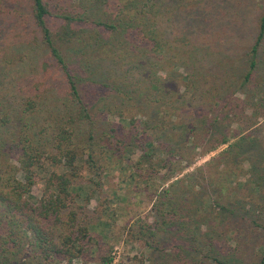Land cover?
Wrapping results in <instances>:
<instances>
[{
  "label": "trees",
  "instance_id": "1",
  "mask_svg": "<svg viewBox=\"0 0 264 264\" xmlns=\"http://www.w3.org/2000/svg\"><path fill=\"white\" fill-rule=\"evenodd\" d=\"M240 4L0 0V264H116L102 251L104 236L94 235L101 219L93 221L97 217L88 212L90 196L79 202L84 189L78 181L88 170V182L99 188L104 172L122 176L131 167L128 177L139 175L134 188L145 182L153 200L155 219H140L138 230L146 246L176 248L180 259L173 264H264V248L257 260L224 246L254 242L260 228L264 235V224L246 220L243 228L238 221L247 211L231 204L228 227L205 215L206 230L199 226L193 233L198 210L184 191L193 198L210 188L214 184L203 182L213 183L216 173L226 176L243 164L248 148L262 142L264 13L239 62L227 56L232 48L224 46L221 33H208L219 24L226 30L221 18L231 13L228 38L240 41ZM209 56L218 60L214 73L207 72ZM103 109L107 116H100ZM227 144L204 166L177 178ZM131 148L139 158L124 162ZM250 158L258 168L257 157ZM40 181L44 188L37 197ZM218 205L213 199L209 207L216 212L225 206ZM196 238H212L220 257L183 256L185 248L194 250Z\"/></svg>",
  "mask_w": 264,
  "mask_h": 264
},
{
  "label": "rangeland",
  "instance_id": "2",
  "mask_svg": "<svg viewBox=\"0 0 264 264\" xmlns=\"http://www.w3.org/2000/svg\"><path fill=\"white\" fill-rule=\"evenodd\" d=\"M224 2V1H223ZM222 3V2H219ZM199 7H202V3ZM225 11L224 8H220ZM239 18L242 24L241 27V40L235 41L234 38L231 40L228 38V34L231 31L230 20L234 21V17L231 13L226 15L221 20L229 24L226 30H223L221 25L211 28L208 33H221V39L224 41V46L227 48H232L227 55L229 58L236 59L237 62L240 61L241 57H244L248 47L254 42L253 37L255 32L258 30L260 17L264 13V0H241ZM219 31V32H217ZM227 32V35H225ZM217 47V46H216ZM262 51L264 52V44L262 45ZM210 64L207 69L208 73H214L213 65H216L218 61L214 59L213 56H209ZM245 62V60H244ZM264 62V61H263ZM262 62V63H263ZM261 63V64H262ZM241 96V94H238ZM104 109L100 112V116H107L108 114L103 113ZM109 119L120 121L114 115H109ZM262 142L255 144L248 148V153L243 154V164L240 166H233L230 172L226 173V176L217 174L213 177V183H206L208 185H213L210 188L207 187L202 189L195 197H191V191L188 188H184L187 196L191 199L192 209H197L195 217L191 220L190 227L193 233L198 232L199 226L203 227L202 231L206 230V226L201 222L206 221L205 215H208L209 220L213 223L219 224L222 227H228L231 224L226 217L230 215L231 207L233 204L237 207H245L247 211V218L238 221L239 225L243 228H248L246 220L252 221L255 224H264V132L260 135ZM227 145L220 146L217 150L210 152L209 154L196 159L195 163L188 167L182 174H178L177 178H181L183 174L195 170L199 166H204L213 157H216L222 150H224ZM138 151L133 148L129 149L125 161L136 162L138 160ZM251 155L256 156V163L258 168H253V164L247 160L251 159ZM135 164H133L134 166ZM134 170V167L128 168L126 174L120 175L118 170H110L109 172H104L102 176V187H97L94 183L88 182V177L90 174L83 171L84 176L79 179L78 183L83 185V192H80V203L86 204L84 198L90 196L89 201V214L94 212L96 219L93 221H98L101 219L97 226V230L94 231V235L97 234L104 236L103 250L106 254H111L115 258V263L118 264L121 261H129L131 259H144L146 263L151 262L155 264H173L175 263L176 248H170L167 250L166 247H170L167 244L162 243L160 249H153L146 246L145 242L138 240L139 237V227L141 225V220L145 218V221L152 222L155 219V214L151 210L153 205V200L149 197L148 192L145 191V182L141 183L139 191L135 189L137 179L139 175H136L133 180H131L130 173ZM164 170L161 171V174ZM126 180L125 182L121 180ZM202 181V179H201ZM131 186V187H130ZM44 184L40 181L34 187V194L37 197L42 195ZM194 196V195H193ZM213 199H216L217 205H225L221 210L217 207L216 212H212L213 209L209 207V204ZM219 206V205H218ZM200 210V212H199ZM219 210V211H218ZM204 217L200 218V216ZM143 218V219H142ZM201 224V225H199ZM223 224V225H222ZM249 230V229H248ZM251 231V230H249ZM167 232V231H166ZM200 233V232H199ZM134 234V236H133ZM170 238L176 241V236L174 233L168 235ZM249 235L244 237L242 240L247 239ZM165 238V236H162ZM195 236L192 238L194 239ZM203 237L201 236V239ZM196 243L194 250L185 248L183 250L184 255H213V257H220L214 252L212 244V238L200 242V239L196 238ZM191 242L190 239H188ZM241 245L236 246L235 243L225 242V247L230 245L234 251V255H244L250 259H260L262 257L261 249L264 248V235L263 230L260 228L258 230V239L254 242L248 243L247 241H240ZM223 245V244H222ZM99 251V250H98ZM105 254V255H106ZM233 255H228L231 257ZM97 264L96 262H92Z\"/></svg>",
  "mask_w": 264,
  "mask_h": 264
}]
</instances>
